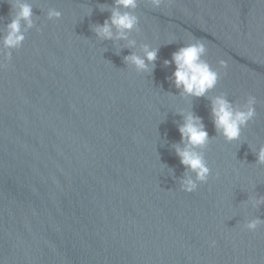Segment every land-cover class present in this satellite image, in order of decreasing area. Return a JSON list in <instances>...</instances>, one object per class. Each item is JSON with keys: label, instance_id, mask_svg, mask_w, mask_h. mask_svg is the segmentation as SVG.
I'll return each mask as SVG.
<instances>
[{"label": "water", "instance_id": "1", "mask_svg": "<svg viewBox=\"0 0 264 264\" xmlns=\"http://www.w3.org/2000/svg\"><path fill=\"white\" fill-rule=\"evenodd\" d=\"M34 27L0 52V264H264V0H138L135 41L99 38L115 0H27ZM0 0V29L11 22ZM49 9L61 12L49 20ZM114 35L116 30L113 29ZM200 39L218 70L205 97L181 95L179 48ZM156 48L150 73L124 58ZM224 94L256 115L226 142L211 115ZM202 118L211 172L195 192L176 155L181 112ZM213 242L214 245H213Z\"/></svg>", "mask_w": 264, "mask_h": 264}, {"label": "clouds", "instance_id": "2", "mask_svg": "<svg viewBox=\"0 0 264 264\" xmlns=\"http://www.w3.org/2000/svg\"><path fill=\"white\" fill-rule=\"evenodd\" d=\"M153 8H159L165 0H146ZM138 0H115V9L112 11L110 20H106L103 25L96 26L94 31L101 39L106 40H125L127 47H134L135 41L130 40L128 34L132 31H139L138 17L130 11L121 12L118 9H135ZM11 22L0 29V52L4 59L10 61L12 51L18 50L25 41V34L34 27L33 6L27 0H11ZM61 12L49 9L47 18L49 20L60 19ZM113 29L116 30L114 35ZM143 55L135 52L124 58L125 62L131 65L138 73H150V65H154L157 58V49L144 44L141 49ZM207 53L205 42L195 39L187 45L179 48L172 54L171 61H165V66L173 64L175 71L172 74V81L181 95L186 97L201 98L205 97L217 85L221 75L220 70L227 68L224 60L218 62V70L204 59ZM0 64V67H3ZM255 97L249 96L242 107H234L227 99L226 95L221 94L211 100V115L213 125L217 133L223 139L231 143L238 141L241 131L255 115ZM184 122L179 126L178 131L181 137V144L175 146L176 155L180 163L195 174V179L188 178L181 181L180 188L187 193L195 192L199 184L206 183L210 168L204 156V149L209 144V136L205 130L202 118L196 116L191 111L181 112ZM258 163L264 165V147L258 152ZM264 203V199L252 201V206L256 207ZM264 223L259 219H252L244 227L248 231H255ZM215 242H213L214 245Z\"/></svg>", "mask_w": 264, "mask_h": 264}]
</instances>
